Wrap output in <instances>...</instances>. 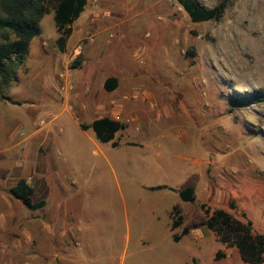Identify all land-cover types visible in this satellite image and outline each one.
Here are the masks:
<instances>
[{"label":"rangeland","instance_id":"1","mask_svg":"<svg viewBox=\"0 0 264 264\" xmlns=\"http://www.w3.org/2000/svg\"><path fill=\"white\" fill-rule=\"evenodd\" d=\"M196 1L224 4L222 18L193 23L176 0H87L64 53L53 11L41 21L0 99V161L8 187L25 177L46 205L0 221V264H241L203 203L264 235V102L238 103L264 96V0ZM99 94L129 126L116 148L78 125Z\"/></svg>","mask_w":264,"mask_h":264},{"label":"trees","instance_id":"2","mask_svg":"<svg viewBox=\"0 0 264 264\" xmlns=\"http://www.w3.org/2000/svg\"><path fill=\"white\" fill-rule=\"evenodd\" d=\"M188 14L193 23L218 21L224 13V4L208 9L199 5L196 0H176ZM87 0H0V99L7 100L8 90L16 83L18 73L27 61L31 41L40 36V23L52 10L58 38L56 46L61 53L67 48L73 34V24L85 11ZM79 61L73 63L75 68ZM118 81L111 77L105 83L107 91L117 88ZM264 102V96L248 95L238 99L242 105ZM83 130H92L96 139L103 143H111L113 147L119 144L115 141L117 134L127 129V124L109 117L94 120L90 125H82ZM167 186L152 187L151 190H164ZM11 194L19 199L29 210H39L45 207L44 200H33L34 190L25 179H21L11 189ZM183 202L195 201V190L189 186L178 191ZM201 209L205 216L204 226L214 233L218 242L229 248H236L246 264H264V235L255 233L251 221H242L224 209L212 210L203 203ZM234 208V205L231 204ZM178 212L177 208H174ZM182 218L174 221L172 229L181 225ZM189 234V229L182 230L181 235H174L179 242ZM225 257L218 252L216 259ZM193 264H198L194 261Z\"/></svg>","mask_w":264,"mask_h":264},{"label":"crops","instance_id":"3","mask_svg":"<svg viewBox=\"0 0 264 264\" xmlns=\"http://www.w3.org/2000/svg\"><path fill=\"white\" fill-rule=\"evenodd\" d=\"M82 17V15L80 16V18ZM79 18V19H80ZM77 21V20H76ZM75 21V22H76ZM74 25V24H73ZM73 33H74V29H73ZM73 37V34L72 36L70 37L69 41H68V44L70 43V40L71 38ZM67 44V46H68ZM30 53V52H29ZM29 56V55H28ZM28 59V58H27ZM115 78V77H114ZM117 79V78H116ZM107 91V90H106ZM108 92H112V91H108ZM105 93V92H104ZM101 94L104 96V94L102 93L101 91ZM101 94H99V97L97 98V101L95 100V103H93L91 105L90 108L88 107H85V110H87L89 113H88V117L87 119H91L89 120V123L88 124H85V125H90L94 120L96 119H101V118H104V117H109L113 120H116V121H119V122H123L125 123L121 117H122V110L120 112H111L110 115H107V108L102 104V99H103V96H100ZM128 118H124L127 120V123H129V120L134 118L131 114H128L126 115ZM79 127L81 130L82 129V125L83 124H79ZM127 131L129 130V126H127ZM83 131H86V130H83ZM89 131V130H87ZM129 142L126 143L127 146H133V145H128ZM119 146V145H118ZM117 146V147H118ZM113 147V146H112ZM116 148V147H114ZM6 152H9V151H0V154H5ZM0 167H4L5 168V171L4 173L0 176V221H2L3 219H5L6 217H10L14 214H20L22 212L23 215H21L22 217L26 216V213L24 211L27 212V210H29L19 199L15 198L12 194H11V189L17 185V183L21 180V179H25V177L19 179V181L14 184L13 186H10L8 187L7 186V183H6V180H5V177H6V173L9 171V167L8 165H6L5 163V160H1L0 161ZM26 180V179H25ZM27 181V180H26ZM27 183L29 184V182L27 181ZM30 185V184H29ZM31 186V185H30ZM164 186H167V185H164ZM32 187V186H31ZM168 187V186H167ZM33 188V187H32ZM152 188V187H151ZM34 189V188H33ZM168 190H173L172 188L168 187L167 188ZM181 190V189H180ZM179 191V190H178ZM177 191V192H178ZM41 201V200H40ZM35 202H38V201H35ZM3 204H7V208L5 209V211L2 210V205ZM2 210V211H1ZM33 211H37V210H33ZM40 232L39 234L41 233V231L43 230L42 227H40ZM0 230H1V227H0ZM21 236L25 239H27V237L31 234H28V231L25 230L24 232L21 230ZM38 234V235H39ZM239 256V261L241 262V264H246L245 262H243V260L241 259L240 255ZM39 258H35L37 260V262H40L41 260L43 261V257L42 256H38ZM40 259V260H39ZM39 260V261H38ZM44 264V262H43Z\"/></svg>","mask_w":264,"mask_h":264},{"label":"built area","instance_id":"4","mask_svg":"<svg viewBox=\"0 0 264 264\" xmlns=\"http://www.w3.org/2000/svg\"><path fill=\"white\" fill-rule=\"evenodd\" d=\"M76 52L80 53L81 52V47H79Z\"/></svg>","mask_w":264,"mask_h":264}]
</instances>
